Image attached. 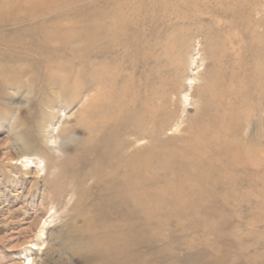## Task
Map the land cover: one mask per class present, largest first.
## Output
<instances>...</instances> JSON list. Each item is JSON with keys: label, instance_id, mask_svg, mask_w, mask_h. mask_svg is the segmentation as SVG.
Wrapping results in <instances>:
<instances>
[{"label": "rangeland", "instance_id": "rangeland-1", "mask_svg": "<svg viewBox=\"0 0 264 264\" xmlns=\"http://www.w3.org/2000/svg\"><path fill=\"white\" fill-rule=\"evenodd\" d=\"M13 1L0 0V264H264V97L258 98L264 79L253 86L257 107L248 127L261 152L256 164L228 175L224 192L192 201L196 209L162 212L153 239L114 259L83 244L91 225L105 220L92 210L98 202L91 198V155L79 122L92 94L91 69L82 65L92 61V52L77 56L72 49L53 48L59 40L71 48L85 45L95 24L163 22L154 33L161 35L159 54L171 56V72L159 81L176 103L179 124L196 113L192 92L206 68L205 39L213 40L208 46L218 48L217 57L227 35L251 42L249 52L240 49L246 65L248 53L257 49L262 57L253 65L264 68V0H80L30 19L10 8ZM131 42L135 54L140 39ZM108 61L114 62L113 54ZM174 129L166 134H180ZM185 174L173 166L159 178ZM137 229L150 232L147 226Z\"/></svg>", "mask_w": 264, "mask_h": 264}, {"label": "bare ground", "instance_id": "bare-ground-1", "mask_svg": "<svg viewBox=\"0 0 264 264\" xmlns=\"http://www.w3.org/2000/svg\"><path fill=\"white\" fill-rule=\"evenodd\" d=\"M76 1L80 0H14L10 8L26 12L29 16L21 17L30 19L44 15L45 9ZM26 4L33 7L27 11ZM161 24L104 22L93 26L92 39L83 46L71 48L64 40L53 43V48L72 49L77 56L92 52V61L82 64L91 69L87 91L92 94L81 107L79 122L86 128L87 152L91 155L87 163L92 168L91 198L98 202L92 210L105 220L91 225L83 244L94 254L114 259L132 246L139 249L143 241L153 239L162 212L169 215L196 209L198 205L192 201L214 195L219 189L224 192L227 176L235 169L256 164L255 154H261L248 127L252 109L257 107L252 103L256 97L253 86L264 79L263 64L253 65L262 52L256 49L248 53L247 66L240 49L249 52L246 47L251 42L227 35L220 47L223 54L217 57L218 48L208 46L213 40L205 39L201 61L206 68L199 75L202 84L192 92L198 99L196 113L178 124L174 122L176 103L159 81L162 73L171 72L167 67L171 56L159 54L161 35L154 33ZM44 35L49 41L54 39L49 33ZM134 38L140 39L133 49L135 54L129 49ZM112 54L113 63L108 61ZM263 97L264 92L258 96ZM173 128L180 134L168 136ZM143 140L149 143L140 146ZM205 165L210 168L207 174L200 171ZM173 166L186 174L161 180L159 177ZM208 182L214 185L207 188ZM175 187L180 189L175 192ZM141 226L150 232L136 233Z\"/></svg>", "mask_w": 264, "mask_h": 264}]
</instances>
